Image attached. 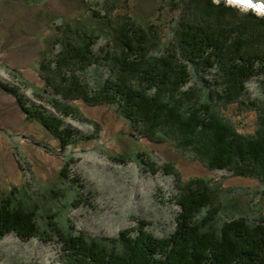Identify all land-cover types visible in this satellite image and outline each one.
Listing matches in <instances>:
<instances>
[{
  "label": "trees",
  "instance_id": "obj_1",
  "mask_svg": "<svg viewBox=\"0 0 264 264\" xmlns=\"http://www.w3.org/2000/svg\"><path fill=\"white\" fill-rule=\"evenodd\" d=\"M161 1L173 11L172 17L162 15L169 35L160 23L145 24L122 12L121 0H104L105 11L97 14L112 28L98 48L99 35L67 27L59 49L40 66L54 95L50 103L63 117L74 113L69 101L114 104L150 141H170L193 151L210 169L264 182V100L256 104L257 126L250 133L239 131L221 111L242 100L250 79L264 85V15L252 8L241 12L225 0ZM95 64L108 77L93 87L84 74ZM9 90L64 146L77 138L61 115L33 110L17 90ZM175 176L180 211L168 236L153 237L143 229L135 236L131 230L112 238L88 236L51 216L45 229L37 223L36 208L6 197L0 201V237L14 232L22 239H56L67 253L112 264H264V216L224 220L217 186Z\"/></svg>",
  "mask_w": 264,
  "mask_h": 264
},
{
  "label": "rangeland",
  "instance_id": "obj_2",
  "mask_svg": "<svg viewBox=\"0 0 264 264\" xmlns=\"http://www.w3.org/2000/svg\"><path fill=\"white\" fill-rule=\"evenodd\" d=\"M225 2L241 12L251 9ZM166 4L121 0L120 5L122 12L145 24L160 23L169 35L162 15L172 17L173 11ZM104 8V0H0V201L9 197L36 208L37 223L45 229L51 216L88 236L112 238L129 230L135 236L143 229L162 238L173 232L180 211L177 173L183 180L200 177L217 186L224 220L263 217L264 182L258 177L210 169L191 150L170 141H150L114 104L69 101L74 113L63 117L50 103L54 95L42 76L41 62L59 49L57 42L67 27L99 35L97 48L105 44L112 28L97 16ZM107 77L108 71L97 64L84 74L93 87ZM9 88L33 110L42 107L61 115L77 138L64 146L21 107ZM263 100L264 85L252 78L242 100L221 111L239 131L250 133L257 126L256 104ZM76 255L64 251L56 239H22L14 232L0 237V264H112Z\"/></svg>",
  "mask_w": 264,
  "mask_h": 264
},
{
  "label": "water",
  "instance_id": "obj_3",
  "mask_svg": "<svg viewBox=\"0 0 264 264\" xmlns=\"http://www.w3.org/2000/svg\"><path fill=\"white\" fill-rule=\"evenodd\" d=\"M235 1H239L238 3L239 4L241 3L243 6L246 5L249 8L257 9L259 11L264 12V0H235ZM235 1L234 3H237Z\"/></svg>",
  "mask_w": 264,
  "mask_h": 264
},
{
  "label": "bare ground",
  "instance_id": "obj_4",
  "mask_svg": "<svg viewBox=\"0 0 264 264\" xmlns=\"http://www.w3.org/2000/svg\"><path fill=\"white\" fill-rule=\"evenodd\" d=\"M231 1H232V2H234L235 0H231ZM235 2H237V3H238L239 1H235ZM240 4H241V3H240ZM263 13H264V12H263Z\"/></svg>",
  "mask_w": 264,
  "mask_h": 264
}]
</instances>
